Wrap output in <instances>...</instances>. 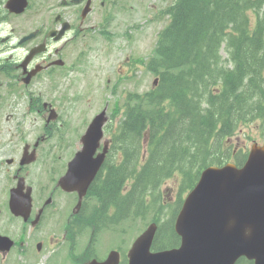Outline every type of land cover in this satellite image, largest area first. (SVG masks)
<instances>
[{
	"label": "flooded vegetation",
	"instance_id": "obj_1",
	"mask_svg": "<svg viewBox=\"0 0 264 264\" xmlns=\"http://www.w3.org/2000/svg\"><path fill=\"white\" fill-rule=\"evenodd\" d=\"M6 1L0 0V264H87L103 259L91 257L95 231L91 217L81 211L89 207L83 201L76 210L77 195L57 187L61 157L66 154L68 161L74 156L78 117L90 108L74 107L75 88L88 85L94 93L104 73V58L90 51L102 44L96 36L104 38L89 19L95 0L83 16L85 2L60 0L14 14L5 8ZM133 63L125 57L112 70L132 71ZM121 158L117 152L114 163L120 164ZM27 191L31 206L24 220L10 214L9 202L13 197L22 207V192ZM113 250L120 261V252ZM235 264L249 262L239 258Z\"/></svg>",
	"mask_w": 264,
	"mask_h": 264
},
{
	"label": "trees",
	"instance_id": "obj_2",
	"mask_svg": "<svg viewBox=\"0 0 264 264\" xmlns=\"http://www.w3.org/2000/svg\"><path fill=\"white\" fill-rule=\"evenodd\" d=\"M167 12L169 24L155 47L157 62L149 64L159 83L126 110L120 131L129 141L130 148L124 149L130 163L120 172L113 169L97 192L100 219L110 207L116 218L147 209V194L155 195L167 179H176L180 192H186L203 168L220 166L230 157L223 139L264 115V0H177ZM222 43L232 69L219 67ZM204 101L208 107H200ZM146 132V158L135 184L125 190L119 174H131L136 152L140 162ZM153 220L162 228L169 224L163 230L171 244L159 241L164 232L158 227L152 249L175 245L173 220L160 222L159 214Z\"/></svg>",
	"mask_w": 264,
	"mask_h": 264
},
{
	"label": "water",
	"instance_id": "obj_3",
	"mask_svg": "<svg viewBox=\"0 0 264 264\" xmlns=\"http://www.w3.org/2000/svg\"><path fill=\"white\" fill-rule=\"evenodd\" d=\"M25 5L26 0L6 3L17 11ZM88 136L89 143L86 145L82 140L83 148L70 165L72 176L84 180L93 174L85 162L90 161L93 169L100 162L92 159L101 136L99 128L91 127L85 137ZM28 198L27 193L23 198V216L28 214ZM155 230L156 225L150 224L134 241L128 252V264H234L240 257L253 264H264V144L251 146L242 167L226 164L201 173L174 223L180 239L177 248L151 252ZM90 264H116V261L110 253L106 261Z\"/></svg>",
	"mask_w": 264,
	"mask_h": 264
},
{
	"label": "rangeland",
	"instance_id": "obj_4",
	"mask_svg": "<svg viewBox=\"0 0 264 264\" xmlns=\"http://www.w3.org/2000/svg\"><path fill=\"white\" fill-rule=\"evenodd\" d=\"M100 1L105 2L103 6L104 15L98 17V14L95 13L91 15L89 19L95 22V29L98 31L104 24V17H107L106 32L109 34V40L98 38L102 42V57L106 58V76L113 77L111 73L113 64L120 61L125 56H130L132 59H145L153 54L156 35L167 22L166 18H154V15L157 14L159 10L166 8L172 0H97L96 3L99 4ZM57 2L58 0H53L50 1L49 4L52 5ZM40 3L41 0H32L31 7H38ZM125 33L127 36L124 35ZM221 52L225 58L224 51L222 50ZM153 78L154 77L147 73L143 67L136 69L132 81L136 89H134L133 92L143 93L147 91L151 86ZM77 93L78 91L76 90V95ZM87 96L91 99L90 103L85 101ZM78 97H81V100L75 107H94V109H97L104 101V93L102 90L93 95L80 92ZM118 119L119 116H116L114 121L117 122ZM22 136L26 139L28 138L27 135L23 133V130ZM251 137L259 144L264 142V140L257 137L256 134ZM231 143L236 146L234 148L237 150L243 149L244 144H247L248 148L253 142L245 140L242 135H238V137L232 139ZM170 187H173L172 181L164 183L159 187L161 188L160 195L163 196L166 202L170 200L169 195L174 193L171 190L167 191ZM164 212L165 214L161 218L162 222L166 221L167 217V212L165 210ZM151 218L152 214L150 212L147 213L145 217L144 215L135 218L130 217L117 225L115 229L99 231L95 237L97 243L92 255L94 257H101L114 248L120 253H126L132 241L145 230ZM168 226L169 224L163 227V229ZM161 237L162 233L160 234V238ZM164 237L165 231L161 239ZM169 243L171 244V241L169 238H166L163 244Z\"/></svg>",
	"mask_w": 264,
	"mask_h": 264
},
{
	"label": "bare ground",
	"instance_id": "obj_5",
	"mask_svg": "<svg viewBox=\"0 0 264 264\" xmlns=\"http://www.w3.org/2000/svg\"><path fill=\"white\" fill-rule=\"evenodd\" d=\"M128 163H130V162H127V164H128ZM130 165H132V164H130ZM114 204H115V203H114ZM117 204H118V203H117ZM116 207H117V206H116ZM119 207H120V206H119ZM119 207H118V208H119ZM118 211H119V210H118ZM121 213H122V212H121Z\"/></svg>",
	"mask_w": 264,
	"mask_h": 264
}]
</instances>
